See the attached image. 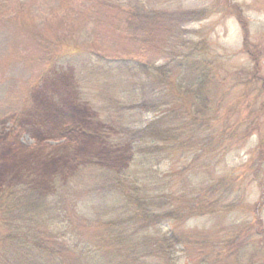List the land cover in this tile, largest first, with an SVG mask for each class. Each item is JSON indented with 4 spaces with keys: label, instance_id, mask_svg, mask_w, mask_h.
Wrapping results in <instances>:
<instances>
[{
    "label": "rangeland",
    "instance_id": "obj_1",
    "mask_svg": "<svg viewBox=\"0 0 264 264\" xmlns=\"http://www.w3.org/2000/svg\"><path fill=\"white\" fill-rule=\"evenodd\" d=\"M134 3L154 13L139 40L122 11ZM94 52L134 56L168 78L155 72L145 88L126 73L111 79L113 64L98 74ZM190 60L205 62L204 86L188 75ZM197 93L210 99L208 126L192 125ZM140 100L153 109L131 106ZM155 120L167 141L153 152L112 149L97 135L116 140ZM32 176L49 206L42 222L28 217L35 239L78 249L122 242L133 225L114 227L118 211L153 183L163 205L211 204L147 231L182 238L178 264H264V0H0V194L11 183L19 211L33 210L15 196ZM8 232L0 222V237Z\"/></svg>",
    "mask_w": 264,
    "mask_h": 264
},
{
    "label": "trees",
    "instance_id": "obj_2",
    "mask_svg": "<svg viewBox=\"0 0 264 264\" xmlns=\"http://www.w3.org/2000/svg\"><path fill=\"white\" fill-rule=\"evenodd\" d=\"M133 1L140 2V0ZM121 3L122 2H112L110 7L121 11V9H123L122 6H125L121 5ZM122 11L125 16L127 31L130 33L128 34L129 37L139 40V35H141L143 31H147L144 25H150L149 21L153 20L150 16L154 13L144 11L143 7L139 6L138 3H134L129 9L124 8ZM202 14H195L196 18L194 17V19L201 18ZM94 53L96 60L93 61V65L98 69V74L103 75L101 72L102 70L99 69L101 66L103 69L104 64L106 66L113 64V67H110L108 70V72L111 73L109 75V77L112 76L111 79L116 78V73H118V75L126 73L128 79L135 85H144L145 88L146 83L153 80L152 76L155 72L157 76L161 75L160 80L162 82L166 81L168 78L163 67L157 68V71L153 68H144V64H141L142 62H140L139 58H135L134 56L121 58L120 60L113 59L116 58L113 57L109 60V58H106V56L100 53ZM187 64L190 66L189 69L191 70L188 75H195L196 84L199 86L207 84L204 79H210L211 74L205 71V62L190 60L189 63L187 61ZM178 66L180 68L184 65L179 63ZM206 73L208 75H206ZM143 74L148 75V77L143 78ZM192 87H190V89H192ZM146 90L147 89H144L143 91ZM132 94L137 93L133 92ZM203 96L204 95L197 93L196 100L199 103H197V105L200 107V111L198 110L199 112H197V115L191 121L194 126H208L213 120L211 116L208 117L205 115L210 111L211 105L208 96ZM131 106L146 110L153 109V107L149 108L143 100ZM157 122V120L152 121L145 127L139 129H125L124 132H121L122 134L120 137H116V140H111L112 134H106L105 130L98 132L97 135L102 137L103 135H107V141L110 142L112 144L111 147L113 146L115 149L120 148L119 150H121L122 148H126L127 144H130L131 147L139 148V150L153 152V150L156 149V142L158 140L167 141V131L157 128ZM118 133L119 132H117V134ZM141 145L145 146L140 148ZM113 147L112 149H114ZM33 176L28 179L25 178V185L22 184L24 186L18 189L15 195L17 201L23 200L27 203L26 207L28 209L30 207L29 203L32 202L31 209L33 210L19 211L16 208L11 183H8V186H4L0 194V222L6 226L9 231L7 236L0 237V264H60L63 261L70 262L71 264H124L126 259L128 260V264H178L172 257L174 250L178 249V245L185 246L182 238L178 237L174 232L165 235H148L147 231H149L151 226L157 225L163 219L178 220L184 217L194 216L195 213L202 211L204 206L205 209H207L211 205L210 202L207 201L205 204L201 202L196 204V206L191 204L186 207L173 208L171 205H163V203L159 202L158 192H156L155 188H150L153 183L145 186L139 185L128 194V202L132 207L129 206L130 208L128 207L126 211L119 210L118 215L120 217L122 216L123 220L113 224L114 227H125V224L129 222L135 226V228L131 226L132 231L129 232H127L128 230L121 229L122 231L119 234H121L123 241L120 242L119 239H116V244L113 243L108 246H103L101 244L94 246L90 245L93 248L89 247V245H82V249H78L76 245L70 246V243L65 240L59 242V238L57 237L45 238L44 236H37V239H35L30 236L32 235L33 228L28 224V222H31L28 217L33 218L35 221L39 220V222L41 220L42 222L40 217H42L43 214L47 216L49 211V206H43L48 195H41L45 187L41 190L40 186L42 182L38 183V180H43L39 177L37 178V176ZM149 181H152L151 178H149ZM43 185L50 188L52 184L49 185V183L44 182ZM13 188L16 187L14 186ZM167 207L168 209H166ZM42 212L43 214H41ZM236 239H238V237L235 236L234 240ZM148 256H153L157 259L150 263H147L148 261H143V259ZM111 257H115L116 259Z\"/></svg>",
    "mask_w": 264,
    "mask_h": 264
}]
</instances>
